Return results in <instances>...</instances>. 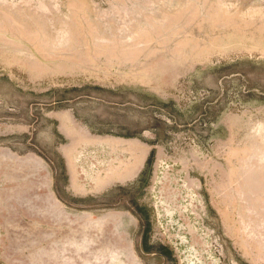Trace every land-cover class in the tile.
<instances>
[{"label": "rangeland", "instance_id": "1", "mask_svg": "<svg viewBox=\"0 0 264 264\" xmlns=\"http://www.w3.org/2000/svg\"><path fill=\"white\" fill-rule=\"evenodd\" d=\"M0 264H264V0H0Z\"/></svg>", "mask_w": 264, "mask_h": 264}, {"label": "bare ground", "instance_id": "2", "mask_svg": "<svg viewBox=\"0 0 264 264\" xmlns=\"http://www.w3.org/2000/svg\"><path fill=\"white\" fill-rule=\"evenodd\" d=\"M189 262V261H188Z\"/></svg>", "mask_w": 264, "mask_h": 264}]
</instances>
